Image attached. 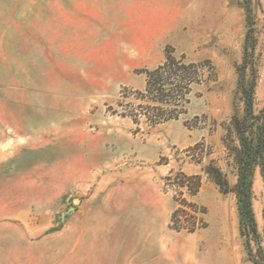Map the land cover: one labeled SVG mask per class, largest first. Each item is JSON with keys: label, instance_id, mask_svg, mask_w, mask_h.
Returning a JSON list of instances; mask_svg holds the SVG:
<instances>
[{"label": "rangeland", "instance_id": "374dc122", "mask_svg": "<svg viewBox=\"0 0 264 264\" xmlns=\"http://www.w3.org/2000/svg\"><path fill=\"white\" fill-rule=\"evenodd\" d=\"M247 34L257 113L264 0H0V264H261L230 192ZM167 57L193 81L161 104L145 73ZM251 181L264 252L258 167Z\"/></svg>", "mask_w": 264, "mask_h": 264}, {"label": "trees", "instance_id": "16d2710c", "mask_svg": "<svg viewBox=\"0 0 264 264\" xmlns=\"http://www.w3.org/2000/svg\"><path fill=\"white\" fill-rule=\"evenodd\" d=\"M248 12V11H247ZM249 15L247 14V20ZM194 68L193 65L185 66L179 61H174L170 57L166 61L156 67L152 71L146 72V88L145 91L149 94L153 93V100L161 104L177 103L184 98L188 85L191 83L193 77H189L188 72ZM166 69L174 70L170 74L172 82V89L167 86L162 79V73ZM178 71H187L185 76ZM255 42L251 34H247L244 44L243 64L240 67L238 77V87L241 90V100L243 103L241 117H232L231 133L234 134L238 147L234 149V162H235V184L230 189L236 198L237 210L239 213V230L241 236L244 237L246 245L250 246L251 242L256 244V254L261 264H264V252L260 246V239L257 233L256 224L251 208V185L252 175L255 167L260 169V174L264 181V107L259 112L255 113L253 109V95L255 88ZM193 81V80H192ZM159 112L157 121H167L177 118L176 109L163 110L160 107H155ZM207 176L208 180L215 183L221 192H226L223 189L227 186L226 180L219 170L211 169L209 166L202 170ZM182 177L185 178L181 174ZM188 179V178H187ZM190 179L199 181V177H192ZM199 184H197V191ZM182 211H175L174 218Z\"/></svg>", "mask_w": 264, "mask_h": 264}, {"label": "bare ground", "instance_id": "6f19581e", "mask_svg": "<svg viewBox=\"0 0 264 264\" xmlns=\"http://www.w3.org/2000/svg\"><path fill=\"white\" fill-rule=\"evenodd\" d=\"M212 264H236V262L232 261V262H229V261H225V260H221V261H215L213 262Z\"/></svg>", "mask_w": 264, "mask_h": 264}, {"label": "water", "instance_id": "95a60500", "mask_svg": "<svg viewBox=\"0 0 264 264\" xmlns=\"http://www.w3.org/2000/svg\"><path fill=\"white\" fill-rule=\"evenodd\" d=\"M72 203H73V205H78V204L80 203V199H78V198H74V199L72 200Z\"/></svg>", "mask_w": 264, "mask_h": 264}]
</instances>
